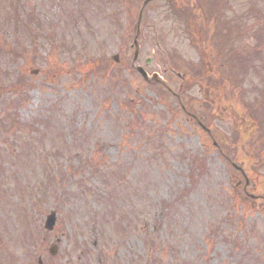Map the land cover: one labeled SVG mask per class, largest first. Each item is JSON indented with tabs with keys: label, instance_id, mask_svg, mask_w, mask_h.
<instances>
[{
	"label": "rangeland",
	"instance_id": "1",
	"mask_svg": "<svg viewBox=\"0 0 264 264\" xmlns=\"http://www.w3.org/2000/svg\"><path fill=\"white\" fill-rule=\"evenodd\" d=\"M218 1L220 85L192 77L201 53L162 0L143 8L134 63L210 138L131 69L142 0H0V264H264V0Z\"/></svg>",
	"mask_w": 264,
	"mask_h": 264
},
{
	"label": "trees",
	"instance_id": "2",
	"mask_svg": "<svg viewBox=\"0 0 264 264\" xmlns=\"http://www.w3.org/2000/svg\"><path fill=\"white\" fill-rule=\"evenodd\" d=\"M166 6L169 8L171 14L174 17L181 18L185 23V30L188 34L189 38H191V42L194 43L197 48L199 49V52L201 53V62L199 65H201V68L192 69V77L195 80H206V84L210 85L212 83L213 85H220L221 79L218 77L216 79V75L211 70V65L214 66L216 64L217 68L220 70L221 73L224 74L226 72L227 68H224V65L228 66L230 62V58L228 56L229 48L228 44L231 43L230 34L227 31V29L219 30L216 32L217 29V5L215 3V0H210L209 2V11L206 12L205 16H201V22L200 24H197V18L195 17L194 11L201 10L204 2L206 0H202V4L200 0H194L193 4L189 3H183L181 5H178L176 2H170L169 0H164ZM204 12V9H203ZM211 29V33H208V29ZM213 47L215 49L217 48V53L214 55ZM212 55V63L208 62V56ZM238 62L240 64V68H233V71H238L240 73H245L249 70V62L246 59L237 57ZM234 61V56L232 58V62ZM210 63V64H209ZM174 68V67H173ZM202 81H199V84H201ZM206 89H209L211 86H207ZM244 139V138H242ZM247 141L248 146L247 149H251L253 152L255 149V153L253 156L259 157L258 152L261 150H258V146L255 145L258 141L253 140L251 137L245 138ZM255 145V148L252 146ZM193 165L195 167H199L200 170H203V166L201 165L200 161L197 158L193 159Z\"/></svg>",
	"mask_w": 264,
	"mask_h": 264
},
{
	"label": "water",
	"instance_id": "3",
	"mask_svg": "<svg viewBox=\"0 0 264 264\" xmlns=\"http://www.w3.org/2000/svg\"><path fill=\"white\" fill-rule=\"evenodd\" d=\"M133 43L136 46V39H134ZM136 55H137V51H135V53H134L133 61L135 60ZM113 59H114L115 62H117V56H114ZM136 70L143 76L144 79H146V75H145V73L143 72V70L141 68H136ZM154 79H155V76H154ZM246 184H247V180H246ZM55 220H56L55 213L54 212H51L46 217L45 224H44V228L47 229V230H51L53 228L54 224H55ZM49 253L51 255H54L56 253V247L55 246H52L49 249Z\"/></svg>",
	"mask_w": 264,
	"mask_h": 264
}]
</instances>
